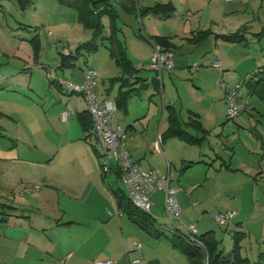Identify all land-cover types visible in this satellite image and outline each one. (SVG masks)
<instances>
[{
	"label": "crops",
	"instance_id": "obj_1",
	"mask_svg": "<svg viewBox=\"0 0 264 264\" xmlns=\"http://www.w3.org/2000/svg\"><path fill=\"white\" fill-rule=\"evenodd\" d=\"M232 1L236 0H136L138 10L158 2H172L176 9L174 14L168 18L153 14L142 16L138 11L125 10L120 2L123 9L121 12L114 7L118 17L121 16L129 21L128 25L134 32L135 24L140 26L139 33L136 34L139 44L135 42L127 54L132 64L139 69L140 65L146 62L147 68L154 72L150 76L148 74L141 76L139 72L130 78L127 86L132 84L133 87L138 88L132 97L141 95L142 90H149L146 93L149 101H152L155 95L160 93L163 103L164 119L161 122L162 126L157 139L150 142L145 141L144 144L142 140L138 142L139 136L131 134L129 140L127 138L126 140L133 158L144 169L158 167L162 172L169 173L170 186L179 189L176 197L181 206V212L190 207L196 208V203L192 202L191 198L192 196L197 197L195 195L196 187L200 184L183 178L185 167L188 166L184 162L190 160L187 158L189 155L180 154L177 159L172 156L168 157L169 146L165 138L171 136H163L170 126L168 106L173 107L179 116L181 126L187 131L192 127L188 123L194 118L200 122L202 128H205L207 116L215 117V120L218 121L227 118L225 93L219 89L220 93L215 96L211 92V85L218 89L221 79H223L228 87L230 82H242L255 72L264 70V46L262 43L264 34L258 35L264 30V1L238 0L233 3L231 8L217 9L221 5L227 7V2ZM253 4H255L254 19L246 14L250 5ZM202 13L208 14L206 20H203ZM134 15L139 16V23ZM216 19L220 23H217ZM257 20L259 21L257 22ZM168 22H171L172 27L168 26ZM124 23L127 24V22ZM207 30L209 33L201 41L192 40L199 31ZM236 32L243 33L244 40L232 42L223 38L225 35ZM157 35L168 37L174 50L173 68L171 71L163 72L159 89L152 82L156 77V72L150 67V57L154 49L152 37ZM46 38L47 35H44V39ZM70 52L69 49L64 48L65 54ZM215 60L221 62L220 69L214 65ZM85 73L84 70L73 71L70 79L75 83H83ZM104 75H107L106 70L100 74L99 85H103L101 90L103 93L100 92L101 88L99 87V95L102 98L116 100L121 83H114L111 79L120 75L116 72L115 75L103 78ZM185 75L191 77L192 80L193 89L189 95L190 100H185L184 94L180 91ZM140 79L145 80L146 83L139 82ZM7 81L8 79L0 81V90H13L7 85ZM112 89H115L113 98L108 94ZM71 93L73 92L71 91ZM132 97L129 102H133ZM251 98L252 96H250L249 108L245 113L254 117V109L259 108L252 104ZM83 99L84 106L75 108V110L69 103L72 106L73 114L74 111L77 112V118L79 112L88 109L87 101L84 97ZM56 108L60 119L64 121L61 118V113L66 107L63 106L62 100ZM150 108L149 105L148 112L135 117L128 105L125 110L118 109V111L122 110L128 113L123 122L126 124L123 125L119 121L126 128L127 136L130 129H136L135 123L140 117H147ZM155 109L158 114V106H155ZM184 112L188 118L183 116ZM241 114L234 119L238 123L243 118V114ZM71 116L64 122H69ZM244 119H246L245 116ZM150 121H146V128ZM157 124L159 125V122ZM254 126L257 128L256 123ZM0 135L6 136L4 133ZM85 136L86 134L83 139L89 141L90 139L86 140ZM72 139H69L71 145L74 143ZM78 139L81 138L78 136ZM87 146L83 147L84 151H81L80 155L74 151L73 153L66 151L60 155L58 153L61 150H59L56 154L46 151L37 157L21 156L20 154L17 156L14 154L11 156L12 158L0 156V169H2L0 170V193L10 196L8 192H10L11 186L14 190L16 185H22L24 179L26 181L30 178L37 180L40 178L43 183L46 182V185H52L54 187L52 190H56L57 194H63L70 200L60 203V197H57L58 201L56 202H44L37 206H20L14 202H3L2 204L6 206L0 212V264H101L99 262L107 260H112L113 264H200L201 261L186 255L166 236L172 232L174 226H178L182 222L180 219L177 224L171 220V226L157 221L158 228L165 234L156 235L134 221L126 211L121 210L117 201H107V196L103 193L104 186L113 194V189L119 186L112 184L110 178L112 174H115V178H119L121 181V174L115 168L111 173H108L109 176L107 174V177L104 178L99 160V149L96 148L97 151H92L93 149L91 148V150L90 146ZM13 147L17 148L18 144H12L11 148ZM58 155L60 157H57ZM174 160H179L181 166L179 170L176 169L175 175L172 174L173 167H177ZM10 162L16 167L19 164H25L34 174L19 175L16 173L13 174L14 176L8 177L3 168ZM98 165L101 168L103 182V186L99 188L96 185V176H92L97 173ZM184 165L186 166L184 167ZM64 176H67V179ZM18 178H21V181H18ZM165 196L164 189L158 190L154 194V204L162 200L165 205ZM231 226L229 227L228 224V229L235 230L237 228L236 230L243 232V239H245L247 230L241 220L232 222ZM137 243L141 244V249L136 248ZM260 251L262 250L260 249ZM242 255L249 258V254L242 253ZM135 258H140L141 262L133 263Z\"/></svg>",
	"mask_w": 264,
	"mask_h": 264
},
{
	"label": "rangeland",
	"instance_id": "obj_2",
	"mask_svg": "<svg viewBox=\"0 0 264 264\" xmlns=\"http://www.w3.org/2000/svg\"><path fill=\"white\" fill-rule=\"evenodd\" d=\"M236 1L227 2V7L221 5L217 9L231 8ZM111 2L120 12L123 10L118 0H111ZM254 7L255 4L250 5L248 13H246L252 19L255 18ZM207 15V13L201 14L203 20H206ZM134 17L139 23V16L134 15ZM103 22L105 25L103 34L109 36L112 33V21L109 16H104ZM128 22L121 16L117 17L115 22L113 21L114 36L120 40L127 54L135 42H138L136 34L139 33L140 27L139 24H135L134 32ZM170 23L168 22V26L172 27ZM217 23L220 22L217 20ZM35 33L39 34L40 40H42L38 54L35 53L29 41ZM44 35H47L46 39H44ZM92 38L93 31L83 24L77 10L62 5L58 0H34L26 8H22L18 0H1L0 81L8 79L7 85L14 91L0 90V132L6 134L5 137L0 135V156L12 158L11 156L14 154V156L20 154L21 156L37 157L46 151L56 154L59 150H61L58 153L60 155L66 151L71 153L74 151L80 155L81 151H84L83 147H88L87 145L93 149H91L92 151H95L92 144L99 149L100 146L93 134V129L88 132L92 133L90 140L83 139L86 133L81 129L76 111L69 122H64L60 119L56 108L61 104V100L64 107L70 103L74 110L85 104L81 94L71 93L68 88L62 87L57 79L71 80L70 75L73 71H87L92 67L100 74L106 70L107 75H104L103 78L115 75L116 72L119 75L123 74L115 58L111 55L108 47L110 43L101 45L95 52H84L77 57L62 59L63 55H69L64 53V48L69 49L72 55H75L77 46ZM262 43L264 46V37ZM147 67L146 62L140 65L141 76L154 74ZM240 83L230 82L228 88H234ZM99 87L101 88L100 92L103 93L101 91L103 85L100 84ZM211 87V92L215 96L220 91H224L221 83L218 89L213 85ZM180 88L185 100H190L189 95L193 89L191 77L186 76L182 80ZM114 90L112 89L108 93L112 98ZM243 90L248 91L246 86L243 87ZM148 91L142 90L141 95L133 96V102L130 101L128 104L134 117L148 112L149 105L151 108L146 118L140 117L136 121V129L128 131L127 140L131 134H134L139 136L138 142L142 140L145 144V141L150 142L157 139L158 132L161 130V122L164 119L161 94H156L154 99L149 101L146 94ZM251 102L259 108L254 109V117L244 111L243 115L241 114L243 118L238 123L237 120L226 117L223 121H218L215 120V117L207 116L205 128L196 126L188 128L190 141L175 136L165 138L169 146L168 157L172 156L177 159L180 154L189 155L187 158L190 160L184 162L188 166L184 165L183 178L200 184L196 187L195 195L197 197L192 196L191 198L192 202L196 203V208L190 207L182 212L180 210L176 216L172 212L168 214L164 203L159 200L154 204L150 213L158 222L170 226L172 225L171 220L177 224L180 219L182 222L178 227L182 230L189 224L196 225L198 234L212 230L219 242V247L224 248L225 252L232 249L233 232L237 228L232 230L228 229V224L220 225L214 219V215L230 213L229 227H232V222L241 220L247 230V236L240 241V249L241 253L249 254V261L254 264L258 251L264 248V100L257 95H252ZM155 106H158V114ZM127 115L128 113L122 110L116 112V116L123 125L126 124L123 122ZM183 116L188 118L185 112ZM146 121H150L148 128H146ZM254 123L257 124V128ZM78 136L81 139H78ZM69 139L74 140L72 145L69 143ZM14 143L18 144L17 148H11ZM162 157L164 159V156ZM99 160L101 163L102 158L100 157ZM174 161L177 167H173V175H175L176 169L179 170L181 167L179 160ZM17 167L10 162L6 164L3 171L7 172L6 176L8 177L14 176L13 174L16 173L19 175L34 174L25 164H19ZM100 170L98 165L97 173L92 174L97 178V188L103 186ZM64 178L67 179V176ZM110 180L115 186L123 187L120 179L115 178V174H112ZM18 181H21V178H18ZM36 185L38 188L35 187ZM27 187L33 188L28 189ZM104 187L103 193L107 196V201L115 202L113 194L106 186ZM53 188L52 185L43 183L40 178L38 180L30 178L26 181L24 179L22 185H16L14 190L11 186L10 192H8L10 196L0 193V209L3 202H14L20 206H37L44 202H56L58 201L57 197H60V203L70 201L63 194H57L58 192L52 190ZM7 209L9 208L7 207ZM207 257L209 259L206 251L204 260Z\"/></svg>",
	"mask_w": 264,
	"mask_h": 264
},
{
	"label": "trees",
	"instance_id": "obj_3",
	"mask_svg": "<svg viewBox=\"0 0 264 264\" xmlns=\"http://www.w3.org/2000/svg\"><path fill=\"white\" fill-rule=\"evenodd\" d=\"M34 0H18L22 8H26ZM62 5L75 8L79 14L80 20L83 24L93 31V38L82 42L76 48L75 55L70 52L69 55H63V60L69 57H77L84 52H95L101 45L108 44L111 51V55L115 58L116 63L120 66L123 74L120 76L113 77L112 82H120L121 86L116 97V103L118 109H126L130 98L133 93L136 92L138 88L133 87L132 84L127 86L130 78L135 76L140 69L136 68L130 58L128 57L126 50L122 47L119 39L114 36V24L113 21L118 17L117 10L114 8L111 0H58ZM122 7L128 11H138L140 15L153 14L160 16L162 18H168L172 16L175 12V5L172 2H158L152 6H146L138 10L136 0H118ZM1 2V0H0ZM109 16L111 19L112 33L108 35L103 34V29L105 27L103 22V17ZM209 31H199L197 35L192 39L195 42L201 41ZM264 34V30L258 34ZM223 38L227 41H242L244 40V34L241 32H236L230 35H225ZM153 42H158L166 47H171V42L168 37L165 36H153ZM101 40V42H100ZM34 51L36 54L41 49V40L39 34L35 33L30 39ZM172 48V47H171ZM74 64V63H72ZM56 82V80H55ZM138 82V81H137ZM139 82L145 84V80L140 79ZM155 83L156 88L159 89L160 81L155 77L152 80ZM243 85L247 87V93L252 95H257L262 100H264V70H259L253 75L242 81ZM73 92V91H72ZM74 93V92H73ZM168 120L170 126L163 133V136H178L186 141H190V135L186 129L181 126L178 114L174 111L172 106H168ZM78 119L82 126L83 131L86 133L85 139L89 140L93 129V119L90 112L87 110L78 113ZM188 124L191 126H196L202 128L200 122L194 118ZM1 134V133H0ZM94 134V132H93ZM95 151H97L96 146H93ZM102 166V165H101ZM103 170V169H102ZM104 178L107 177L106 172H104ZM118 173L119 170H118ZM121 174V173H120ZM113 194L116 198L118 206L121 210L126 211L134 221L139 223L143 228L149 232H153L156 235L165 234L164 231L158 228L157 219L150 212H143L133 205V203L128 198L123 187H117L113 189ZM6 206L2 204V208ZM0 209V212L2 210ZM185 229L182 230L178 226L172 228V232L166 235L174 246L181 249L186 255L190 256L194 260L202 262L207 251L209 255V264H252L249 258L245 257L241 253L240 241L243 239V232L235 230L233 232V247L230 251L225 252L223 248L219 247V242L216 240L213 231H207L202 234H198L196 240L189 239L186 236ZM254 264H264V250L260 251L257 256V260Z\"/></svg>",
	"mask_w": 264,
	"mask_h": 264
},
{
	"label": "built area",
	"instance_id": "obj_4",
	"mask_svg": "<svg viewBox=\"0 0 264 264\" xmlns=\"http://www.w3.org/2000/svg\"><path fill=\"white\" fill-rule=\"evenodd\" d=\"M231 1V0H228ZM174 50L154 41V49L150 57V67L156 72V78L161 82L164 71L173 68ZM214 65L221 68L219 60ZM57 82L71 91L81 94L87 101L88 111L93 119V132L97 139L102 158V169L110 173L118 169L121 173L122 186L135 207L143 212H150L154 204V194L161 189L166 191L165 208L168 214L171 212L178 216L181 208L176 193L177 187L170 186V175L162 172L158 167L144 169L132 156L127 143V130L116 117L118 106L116 100L102 98L99 95L100 73L95 68H89L85 73L83 83H75L68 79H57ZM221 86L225 91L227 104V118L236 119L242 112L249 108L250 95L243 90L241 82L234 88H228L223 79ZM73 114L72 106L68 104L61 113V118L67 121ZM166 183V185H164ZM38 188V185L35 186ZM28 189H31L27 187ZM230 213H218L214 219L220 225L229 224ZM186 236L193 240L197 238L198 230L195 224H189L185 228ZM141 249V244H136ZM140 258H135L133 263H140ZM101 264H113L112 260L99 262ZM204 264H209L208 257Z\"/></svg>",
	"mask_w": 264,
	"mask_h": 264
}]
</instances>
